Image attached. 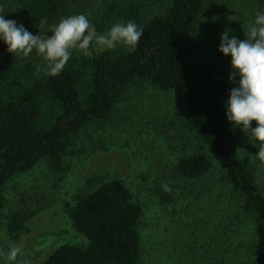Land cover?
Returning a JSON list of instances; mask_svg holds the SVG:
<instances>
[{
    "label": "trees",
    "instance_id": "obj_1",
    "mask_svg": "<svg viewBox=\"0 0 264 264\" xmlns=\"http://www.w3.org/2000/svg\"><path fill=\"white\" fill-rule=\"evenodd\" d=\"M212 1L0 0V14L33 35L80 13L98 32L127 21L143 30L134 50H73L54 77L37 74V66L46 63L41 57L31 62L0 42V232L5 226L16 241L44 210L40 198L28 197L5 216L14 179L43 162L53 173H65L81 136L116 123L122 103L146 89L180 104L154 120L175 159L164 166L162 182L154 181L152 197L167 208L184 201L193 216H202L186 241L190 264H264V181L240 151L239 128L226 118L225 101L234 87L227 68L231 57L218 50L224 32L244 40L248 31L238 24L212 30L206 68L186 55ZM41 20L44 28L38 27ZM145 205L120 179L88 177L63 205L84 242L63 244L42 264H141Z\"/></svg>",
    "mask_w": 264,
    "mask_h": 264
},
{
    "label": "rangeland",
    "instance_id": "obj_2",
    "mask_svg": "<svg viewBox=\"0 0 264 264\" xmlns=\"http://www.w3.org/2000/svg\"><path fill=\"white\" fill-rule=\"evenodd\" d=\"M260 11H264V0H213L201 17L196 33L186 45L187 57L206 68L211 31L224 24H238L248 31V26ZM38 57L33 52L24 59L33 62ZM227 68L232 70L231 65ZM178 109L180 104L171 95L146 89L136 90L120 106L116 123L90 128L81 136L73 149L74 153L67 158L70 167L65 173H53L43 162L14 179L7 187L5 216L12 209L20 207L23 199L28 197H31L28 200L31 202L34 198H40L44 205L39 206L44 210L38 211L16 241L3 227L0 232V264H42L63 244H82L84 239L67 219L63 205L94 174L124 181L146 204L141 264H190L192 254L187 249L186 241L194 227L198 226L196 219L202 216H193L192 211L186 209L184 201L179 200L176 207L167 208L156 203L152 197L154 181L162 182L164 166L175 159L167 143L160 138L161 134L156 129H160V126L154 120L160 122L168 111ZM239 147L243 155L248 154L252 158L260 180L264 181V162L255 156L258 148L240 129ZM186 225L190 226L189 230H184ZM243 235L247 237L245 231ZM12 244H18L22 253L16 260L8 261L5 253Z\"/></svg>",
    "mask_w": 264,
    "mask_h": 264
},
{
    "label": "clouds",
    "instance_id": "obj_3",
    "mask_svg": "<svg viewBox=\"0 0 264 264\" xmlns=\"http://www.w3.org/2000/svg\"><path fill=\"white\" fill-rule=\"evenodd\" d=\"M45 25L46 21L41 20L38 27ZM142 32L134 21L118 22L106 32H98L88 16L80 13L62 17L48 26L47 33L51 35H33L23 24L0 14V42L7 46V52L23 57L35 52L46 62L37 66V74L43 72L50 77L62 72L73 50L85 52L93 45L100 51L113 50L118 45L134 50ZM218 50L231 57L229 80L234 87L225 101L226 118L258 148L255 156L264 162V11L257 12L248 26L246 39L224 32ZM21 253L22 248L12 244L5 255L8 261H14Z\"/></svg>",
    "mask_w": 264,
    "mask_h": 264
}]
</instances>
